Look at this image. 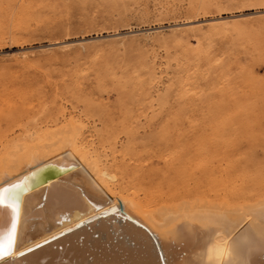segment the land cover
<instances>
[{
  "label": "rangeland",
  "instance_id": "1",
  "mask_svg": "<svg viewBox=\"0 0 264 264\" xmlns=\"http://www.w3.org/2000/svg\"><path fill=\"white\" fill-rule=\"evenodd\" d=\"M70 120L115 192L262 196L264 0H0V153Z\"/></svg>",
  "mask_w": 264,
  "mask_h": 264
},
{
  "label": "bare ground",
  "instance_id": "2",
  "mask_svg": "<svg viewBox=\"0 0 264 264\" xmlns=\"http://www.w3.org/2000/svg\"><path fill=\"white\" fill-rule=\"evenodd\" d=\"M71 120L0 153V195L12 197L0 205V249L17 217L0 264H264L262 192L240 203L115 192Z\"/></svg>",
  "mask_w": 264,
  "mask_h": 264
},
{
  "label": "snow or ice",
  "instance_id": "3",
  "mask_svg": "<svg viewBox=\"0 0 264 264\" xmlns=\"http://www.w3.org/2000/svg\"><path fill=\"white\" fill-rule=\"evenodd\" d=\"M13 187H16V185H13ZM4 193H8V189H4ZM11 194H9L8 196H3L0 195V205H4V201L6 199H11ZM13 207V211L15 213L16 209L14 206ZM16 231H17V217L14 216L12 223H11V228L10 230L7 232L6 237H5V245L3 249H0V254L3 255H7L8 254V249H10L14 243L16 242Z\"/></svg>",
  "mask_w": 264,
  "mask_h": 264
},
{
  "label": "water",
  "instance_id": "4",
  "mask_svg": "<svg viewBox=\"0 0 264 264\" xmlns=\"http://www.w3.org/2000/svg\"><path fill=\"white\" fill-rule=\"evenodd\" d=\"M49 174L51 175V174H54V173H52V172L49 171Z\"/></svg>",
  "mask_w": 264,
  "mask_h": 264
}]
</instances>
